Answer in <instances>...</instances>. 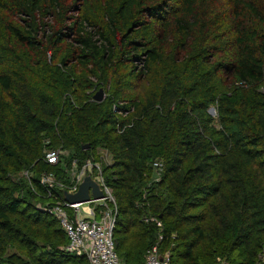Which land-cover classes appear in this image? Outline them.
<instances>
[{
    "label": "trees",
    "instance_id": "obj_1",
    "mask_svg": "<svg viewBox=\"0 0 264 264\" xmlns=\"http://www.w3.org/2000/svg\"><path fill=\"white\" fill-rule=\"evenodd\" d=\"M55 148L109 153L124 264L156 242L145 216L174 264H257L264 0H0V264H88L37 206L43 173L66 182Z\"/></svg>",
    "mask_w": 264,
    "mask_h": 264
},
{
    "label": "built area",
    "instance_id": "obj_2",
    "mask_svg": "<svg viewBox=\"0 0 264 264\" xmlns=\"http://www.w3.org/2000/svg\"><path fill=\"white\" fill-rule=\"evenodd\" d=\"M99 154L98 161L89 158L79 164L74 158L67 165L65 163V157L68 156L66 150L62 148L47 150L44 159L52 165L63 164L66 182L58 180L52 172L43 173L40 176V185L45 191V194L41 195L45 201L38 203L37 206L54 217L64 231L67 237L64 251L75 257H84L88 264H124L115 251L113 239L118 208L112 190L105 183L102 174L103 165H109L111 160L106 150L100 149ZM161 167L159 161L153 163L157 179ZM86 176H90L98 185L102 197L95 198L90 190L88 201L68 202L65 193L75 194ZM19 178L29 181L30 173L23 171L15 179ZM144 222H150L159 229L156 242L146 250L144 264H174L170 251L161 247L162 221L155 216H145ZM216 264L228 263L218 258ZM257 264H264V248L258 256Z\"/></svg>",
    "mask_w": 264,
    "mask_h": 264
},
{
    "label": "water",
    "instance_id": "obj_3",
    "mask_svg": "<svg viewBox=\"0 0 264 264\" xmlns=\"http://www.w3.org/2000/svg\"><path fill=\"white\" fill-rule=\"evenodd\" d=\"M103 89H99L93 96L95 101H102L104 98ZM215 109L210 108L209 113L212 115ZM88 147V146H86ZM91 190L92 194L95 198H101L102 192L99 190L98 185L90 178V176H86L82 183L79 185L78 190L75 194L65 193V198L70 203H82L86 202L90 199L89 191Z\"/></svg>",
    "mask_w": 264,
    "mask_h": 264
},
{
    "label": "rangeland",
    "instance_id": "obj_4",
    "mask_svg": "<svg viewBox=\"0 0 264 264\" xmlns=\"http://www.w3.org/2000/svg\"><path fill=\"white\" fill-rule=\"evenodd\" d=\"M211 108H213V107H211ZM210 110V109H209ZM212 116H215V114H212ZM18 175H20V173L19 174H17V175H14L13 176V179H15L16 178V176H18Z\"/></svg>",
    "mask_w": 264,
    "mask_h": 264
}]
</instances>
